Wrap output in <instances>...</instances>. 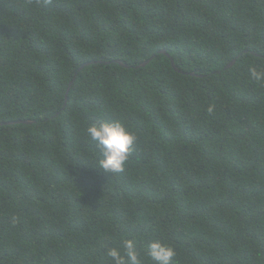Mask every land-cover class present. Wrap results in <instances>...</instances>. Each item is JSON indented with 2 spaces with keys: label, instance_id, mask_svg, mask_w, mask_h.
<instances>
[{
  "label": "trees",
  "instance_id": "1",
  "mask_svg": "<svg viewBox=\"0 0 264 264\" xmlns=\"http://www.w3.org/2000/svg\"><path fill=\"white\" fill-rule=\"evenodd\" d=\"M250 66L264 0H0V264H110L124 239L142 264L155 240L173 264H264ZM101 120L138 137L121 174L94 167Z\"/></svg>",
  "mask_w": 264,
  "mask_h": 264
},
{
  "label": "clouds",
  "instance_id": "2",
  "mask_svg": "<svg viewBox=\"0 0 264 264\" xmlns=\"http://www.w3.org/2000/svg\"><path fill=\"white\" fill-rule=\"evenodd\" d=\"M248 74L252 81L264 84V69L250 66ZM209 111L212 109L209 108ZM86 134L99 150V158L94 167L110 175L123 173L136 150L137 135L119 120L92 123L87 127ZM105 255L110 264H142L140 253L132 239L122 240L117 247H107ZM147 256L153 264H173L177 251L173 246L155 240L148 244Z\"/></svg>",
  "mask_w": 264,
  "mask_h": 264
},
{
  "label": "water",
  "instance_id": "3",
  "mask_svg": "<svg viewBox=\"0 0 264 264\" xmlns=\"http://www.w3.org/2000/svg\"><path fill=\"white\" fill-rule=\"evenodd\" d=\"M160 53L166 55V56L170 59L173 68H174L176 71H179L178 68H177L176 65H175L174 60L171 58L170 54L167 53L166 50H161ZM236 61H237V59H234L230 64H228L227 69L232 68V67L235 65ZM150 62H151V59H150L149 61H146L145 63L141 64L140 66H138L137 69H139V68H143V67L147 66ZM98 63H99V64H107V65L110 64V62H107V63H104V62H90L89 64H87V65H85V66H89V65H91V64H98ZM117 63L120 64L121 66L125 67V68H129L127 65L123 64L122 62H119V61H118ZM85 66L81 67V68L79 69V71H81ZM72 84H73V83H71L70 87H69L68 90H67V94H66V102H65V104H67V102H68V95H69V93H70V90H71ZM19 123H27V124H31L32 122H29V121H25V122H23V121H17V122H10V123H6V124L12 125V124H19ZM1 125H4V124H1Z\"/></svg>",
  "mask_w": 264,
  "mask_h": 264
}]
</instances>
